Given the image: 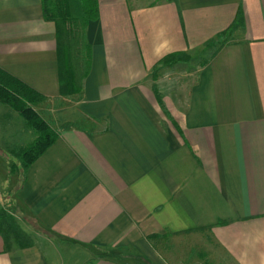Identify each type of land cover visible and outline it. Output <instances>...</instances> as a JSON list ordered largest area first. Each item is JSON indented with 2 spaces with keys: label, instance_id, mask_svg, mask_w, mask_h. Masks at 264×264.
Returning <instances> with one entry per match:
<instances>
[{
  "label": "crops",
  "instance_id": "0c3cea01",
  "mask_svg": "<svg viewBox=\"0 0 264 264\" xmlns=\"http://www.w3.org/2000/svg\"><path fill=\"white\" fill-rule=\"evenodd\" d=\"M96 1L88 75L63 96L41 0H0V69L58 135L16 184L5 166L35 132L0 108V205L32 240L5 251L0 236V264H175L147 238L196 231L228 264H264V0ZM235 22L184 102L149 85Z\"/></svg>",
  "mask_w": 264,
  "mask_h": 264
},
{
  "label": "trees",
  "instance_id": "16d2710c",
  "mask_svg": "<svg viewBox=\"0 0 264 264\" xmlns=\"http://www.w3.org/2000/svg\"><path fill=\"white\" fill-rule=\"evenodd\" d=\"M43 19L55 26L58 87L60 95H77L82 90V82L88 75L91 61V47L85 38V30L90 21L98 18L96 0H41ZM217 37L225 42L232 29ZM222 45V44H220ZM173 54L163 59L164 66H172L176 57ZM202 66V65H201ZM157 68L152 76L156 79ZM43 97L23 84L17 78L0 69V104L18 113L26 126L35 132L34 140L15 153L25 174L29 166L57 140V132L34 110ZM159 104L162 106L160 98ZM163 108V107H162ZM164 109V108H163ZM224 224V223H221ZM0 236L4 250L28 248L30 237L20 228L15 218L0 205ZM150 246L157 249L161 236L147 238Z\"/></svg>",
  "mask_w": 264,
  "mask_h": 264
},
{
  "label": "rangeland",
  "instance_id": "374dc122",
  "mask_svg": "<svg viewBox=\"0 0 264 264\" xmlns=\"http://www.w3.org/2000/svg\"><path fill=\"white\" fill-rule=\"evenodd\" d=\"M223 43H219L218 40L212 41L198 50L176 57L175 63L170 67L164 65L157 67V77L154 79L149 75V85L160 96H168L175 104L184 102L189 87L195 81L198 68ZM0 108L9 109L1 104ZM8 162L17 163L15 159ZM10 173L15 176L16 184L22 182L24 174L20 165L5 166L6 177ZM157 249L163 257L175 264H228L224 252L213 241L208 231L175 236L163 235Z\"/></svg>",
  "mask_w": 264,
  "mask_h": 264
}]
</instances>
